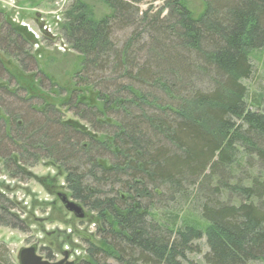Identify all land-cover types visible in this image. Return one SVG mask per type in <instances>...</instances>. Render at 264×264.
I'll use <instances>...</instances> for the list:
<instances>
[{
  "label": "trees",
  "instance_id": "16d2710c",
  "mask_svg": "<svg viewBox=\"0 0 264 264\" xmlns=\"http://www.w3.org/2000/svg\"><path fill=\"white\" fill-rule=\"evenodd\" d=\"M99 1L109 13L73 0L60 22L79 58L64 105L84 124L47 100L62 88L44 91L34 40L0 11V52L35 83L20 85L0 58L3 171L52 188L63 177L97 239L80 236L79 264H264V108L244 83L264 48V0H202L198 14L185 0L155 11ZM39 162L56 175L36 177ZM17 207L0 191L1 227L25 230ZM200 240L201 261L189 259ZM0 264H15L4 241Z\"/></svg>",
  "mask_w": 264,
  "mask_h": 264
},
{
  "label": "rangeland",
  "instance_id": "374dc122",
  "mask_svg": "<svg viewBox=\"0 0 264 264\" xmlns=\"http://www.w3.org/2000/svg\"><path fill=\"white\" fill-rule=\"evenodd\" d=\"M72 1L0 0V11H3L7 20L22 27L24 29L22 31L34 40L33 44L29 46V50L36 59V65L29 64V67H35L34 71L37 72V78L38 75L49 77L48 81L43 82L44 91L48 90L49 83L57 84L62 88L54 96L50 95V87L49 91L44 94L47 100L60 109L63 117L84 124L86 122L76 118L71 113L72 110L64 105L65 92L71 89L72 74L79 62L77 53L64 42L60 30L63 12ZM83 1L90 5L96 18L110 12L107 6L99 0ZM162 3L163 0H142L137 6L140 10H145L151 6L152 11H155L162 6ZM185 3L193 14H198L202 9V0H185ZM120 34L122 35L121 32ZM120 34H118L119 37ZM0 58L9 73L19 80L20 85L24 84L22 86H25V84L28 85L29 82H33L30 73L23 72L13 56H7L0 52ZM250 59L253 74L244 81L248 88V99L259 102L260 108H264V48L251 52ZM5 79L11 91L18 90L14 83L15 80L6 76ZM19 94L22 95L24 92ZM6 101L7 104H10L9 106L12 104L14 107L17 106L11 99ZM32 101L36 102V99ZM29 170L36 177L56 175L55 167L43 162L35 164ZM56 178L57 187H54L56 189L51 186H43L34 178L20 182L9 177L3 171L0 161V191H6L9 197L17 202L18 207L15 212L21 219H24L25 223V230L0 226V242H5L7 255L15 264H18L16 258L18 250L25 246H34L37 253L45 259H47L46 254L50 253L51 258L48 259L50 261L61 259L63 257L62 251H65L69 260L74 261V264H79L80 258L86 257V242L80 236L89 237L91 241L97 243L94 236V225L90 221L91 214L83 208L85 216L79 219L64 208L57 192H63L69 199L71 198L61 186L63 185V177L56 175ZM7 186L8 189H5ZM197 245L201 252L189 253L188 258L201 261L202 254L206 250L204 240L198 241Z\"/></svg>",
  "mask_w": 264,
  "mask_h": 264
},
{
  "label": "water",
  "instance_id": "95a60500",
  "mask_svg": "<svg viewBox=\"0 0 264 264\" xmlns=\"http://www.w3.org/2000/svg\"><path fill=\"white\" fill-rule=\"evenodd\" d=\"M57 196L67 211L71 212L76 218H84V209L79 203L69 199L63 192H57ZM62 256L60 260L50 261L38 254L34 246H25L18 250L16 258L18 264H74V261L68 259L67 252L63 251Z\"/></svg>",
  "mask_w": 264,
  "mask_h": 264
},
{
  "label": "flooded vegetation",
  "instance_id": "af4514ba",
  "mask_svg": "<svg viewBox=\"0 0 264 264\" xmlns=\"http://www.w3.org/2000/svg\"><path fill=\"white\" fill-rule=\"evenodd\" d=\"M63 252V251H62ZM60 260V259H59Z\"/></svg>",
  "mask_w": 264,
  "mask_h": 264
}]
</instances>
